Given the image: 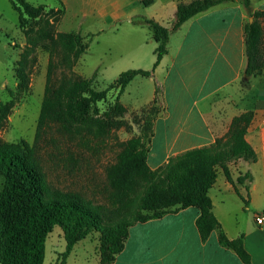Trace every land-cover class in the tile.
I'll return each mask as SVG.
<instances>
[{
  "label": "trees",
  "instance_id": "trees-1",
  "mask_svg": "<svg viewBox=\"0 0 264 264\" xmlns=\"http://www.w3.org/2000/svg\"><path fill=\"white\" fill-rule=\"evenodd\" d=\"M228 1L236 0L180 3L170 28L153 19L142 18L157 43L153 70L122 72L103 91H97L92 86L95 75L77 78L67 86L55 87L52 70L49 69L34 145L25 141L3 142L0 145V175L4 177L0 190V264H44L46 241L55 226L61 227L66 241V251L60 264H65L73 247L93 231L100 233L99 263L112 264L124 249L131 226L188 207L200 210L196 225L203 242L213 231H217L222 247L234 251L244 264H253L244 247L243 237L230 239L227 236L213 212L209 195L217 179L218 167L234 184L228 164L239 159L257 161L256 152L245 137L253 118L252 111L235 117L229 131L218 137L213 145L190 149L156 169L148 165L149 149L144 137L126 141L116 162L106 169L111 188L108 205L113 209L111 222L105 218V215L111 217L107 214L108 205H94L81 192L59 189L51 184L37 147L50 125L64 126L65 118L74 124L84 123L88 112L96 109L112 88H118L123 93L135 77H150L168 53L172 32L197 14ZM143 2L151 4V0ZM242 2L253 18V22L245 24V76L251 77L264 69V10L252 12L251 0ZM13 6L20 12L21 18L24 14L33 16V12L40 8L27 0H16ZM63 41L76 59L89 47L80 33L66 34ZM158 94L156 90L153 103H157ZM97 126L99 130L103 129L104 122L97 120ZM153 135L152 130L147 142L151 143ZM243 181L242 177L238 178L239 183ZM130 194H134L135 199L127 198Z\"/></svg>",
  "mask_w": 264,
  "mask_h": 264
},
{
  "label": "crops",
  "instance_id": "crops-1",
  "mask_svg": "<svg viewBox=\"0 0 264 264\" xmlns=\"http://www.w3.org/2000/svg\"><path fill=\"white\" fill-rule=\"evenodd\" d=\"M59 1L65 31L75 25L77 29L70 32L98 36L118 31V26L147 27L142 18L170 28L178 5L193 0H151L145 7L143 0ZM251 9L264 10V0H251ZM252 19L242 0L228 1L197 14L171 33L168 53L150 76L162 85L166 111L154 123L147 162L156 169L190 149L211 146L229 131L235 117L252 111L245 137L257 161L230 162L234 184L218 167L209 195L227 236H242L252 263L264 264V225L256 222V215L264 212V69L245 76V24ZM175 93L180 98L174 106ZM154 96L155 91L151 99ZM199 215L197 207H188L136 223L112 264H244L234 251L220 245L217 231L202 241L196 225ZM70 255L65 264L71 263Z\"/></svg>",
  "mask_w": 264,
  "mask_h": 264
},
{
  "label": "rangeland",
  "instance_id": "rangeland-1",
  "mask_svg": "<svg viewBox=\"0 0 264 264\" xmlns=\"http://www.w3.org/2000/svg\"><path fill=\"white\" fill-rule=\"evenodd\" d=\"M29 1L40 8L33 16L24 14L21 18L13 6L16 0H0V145L20 141L34 145L49 69L55 87L95 75L92 86L103 91L122 72L152 71L156 61L157 43L152 32L137 23L118 26V31L107 30L98 36L80 33L89 47L76 59L63 37L77 34L70 32L77 28L73 25L67 28L70 31H65L62 2ZM92 25L82 30L85 32ZM161 86L158 80L137 76L123 93L118 88L108 91L96 109L88 112L86 122L74 124L65 118L64 126L46 128L37 147L51 184L81 192L94 205H108L111 188L106 169L116 162L124 143L132 138L144 137L146 148H150L147 139L154 130L156 118L166 111ZM156 90L158 101L153 103L155 96L151 97ZM179 98V93H175L174 106ZM99 119L104 122L100 130ZM3 182L4 177L0 175V190ZM135 197L130 194L127 198ZM106 209L111 217L105 215V218L111 222L113 209L109 205ZM99 250L100 233L93 231L73 247L70 264H99ZM65 251L63 231L55 226L46 241L44 264H60Z\"/></svg>",
  "mask_w": 264,
  "mask_h": 264
},
{
  "label": "built area",
  "instance_id": "built-area-1",
  "mask_svg": "<svg viewBox=\"0 0 264 264\" xmlns=\"http://www.w3.org/2000/svg\"><path fill=\"white\" fill-rule=\"evenodd\" d=\"M256 222L258 225H264V212L256 215Z\"/></svg>",
  "mask_w": 264,
  "mask_h": 264
},
{
  "label": "water",
  "instance_id": "water-1",
  "mask_svg": "<svg viewBox=\"0 0 264 264\" xmlns=\"http://www.w3.org/2000/svg\"><path fill=\"white\" fill-rule=\"evenodd\" d=\"M252 20H253V19H252ZM252 20H251V21H252Z\"/></svg>",
  "mask_w": 264,
  "mask_h": 264
}]
</instances>
